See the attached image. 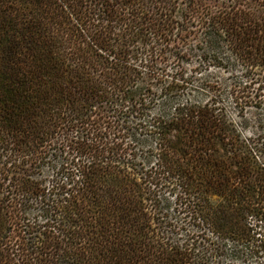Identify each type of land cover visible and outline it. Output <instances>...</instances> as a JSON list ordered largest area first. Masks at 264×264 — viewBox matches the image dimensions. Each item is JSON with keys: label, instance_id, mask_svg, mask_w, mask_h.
<instances>
[{"label": "trees", "instance_id": "1", "mask_svg": "<svg viewBox=\"0 0 264 264\" xmlns=\"http://www.w3.org/2000/svg\"><path fill=\"white\" fill-rule=\"evenodd\" d=\"M0 264H264V0H0Z\"/></svg>", "mask_w": 264, "mask_h": 264}, {"label": "rangeland", "instance_id": "2", "mask_svg": "<svg viewBox=\"0 0 264 264\" xmlns=\"http://www.w3.org/2000/svg\"><path fill=\"white\" fill-rule=\"evenodd\" d=\"M92 140H95V139H94L93 136H90L88 143H91L92 144ZM64 159H65V157H62L61 159H58V163H62ZM50 172H53V171H50ZM50 172H49V170H46L45 171V177L47 178V181L48 182L51 180V178H49V175H51ZM172 208H175V205H172ZM179 218L182 219L181 217H179ZM185 228H187L188 231L191 230V232L197 231L195 228H192V227H189V228L188 227H185Z\"/></svg>", "mask_w": 264, "mask_h": 264}]
</instances>
